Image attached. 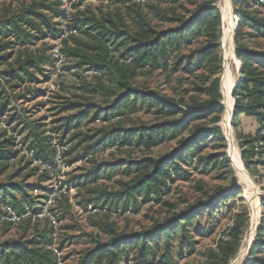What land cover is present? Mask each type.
<instances>
[{
	"label": "rangeland",
	"instance_id": "1",
	"mask_svg": "<svg viewBox=\"0 0 264 264\" xmlns=\"http://www.w3.org/2000/svg\"><path fill=\"white\" fill-rule=\"evenodd\" d=\"M250 1L247 11L258 20L254 26L239 25L244 20L233 13L232 0H144L143 3L131 0L135 5L116 4L115 0H85L80 7L74 9L73 6L71 16L88 10L101 20L102 13L110 10L114 12L120 5L124 26L134 32L139 31L133 20L137 19L138 22V16L154 30L165 31L178 28L179 19L189 18L196 10L203 12L209 7H215L220 14L219 26L216 27L219 30L216 42L218 48L212 56L206 58L210 61L207 67L198 68L194 65L190 67V72H185L183 64L176 66L178 58L194 56L193 52L205 47L207 42L202 35L198 37L193 34L190 45L182 44L179 52L171 54L165 65L159 59L158 63L150 62L149 68H124L121 70L124 72V90L134 89L143 95L136 93L126 96L124 117L113 127L100 120L90 123L95 114L93 111L82 121L80 128H74L65 135L66 144L63 147L58 144L62 129L57 132L52 129L60 127L71 112L59 114L57 107L70 101L81 105L91 102L103 108L108 98L99 93L83 91L79 88L82 84L69 76L54 83L50 67L47 82L30 86V89L43 90V96L29 102L11 99L12 108L31 112L28 121L43 119L41 122L45 124V136L51 137L56 147L54 161L60 155L61 165L55 163L52 180H49L48 174H44L45 179L41 177L43 172L40 173L34 163L25 157L24 150L28 149V145L19 140L17 132H12L15 123L10 126L6 123L10 112L0 117L1 131L5 130L7 136H13L16 144L12 149L16 152L12 160L0 166V186L9 189L6 198L0 193V243L10 240L36 241L34 248L42 247L45 251L52 247L57 250L55 253L51 249L56 255L57 264H95V249L99 244L107 245L111 242L116 246L115 254L109 258L103 253L100 264L112 261L111 264H224L220 254L217 259L207 260L206 257L218 249L225 232L240 214L245 215L242 219L245 226L236 253L227 264H232L245 246L246 250L236 264H246L248 259L264 257V152L255 151L253 161L256 163L249 162L251 160L247 163L241 157L240 147V140L256 137L257 123L250 117L235 118L230 112L228 123L224 124L226 105L223 79L227 75L231 79L237 78L238 83L241 78L240 61L234 42L236 29L240 30V38L251 51L264 53V5L255 7ZM26 2L28 0H0L1 5L12 4L13 8ZM255 27L258 32L251 33V28ZM249 33L251 36H248ZM54 41L48 39L42 43L51 49ZM41 45L37 44L36 49L40 50ZM130 46L129 42L123 44L124 50ZM67 62L69 66L73 65L69 59ZM217 67L220 103L223 102L224 106L216 126L221 129L223 138L219 140L208 133L214 126L212 119L215 113L204 119L192 120L186 130L181 132L177 128H170L168 123L179 118V114H169L170 110L163 107L159 98L173 101L188 113L206 111L208 108L202 106L208 101L205 89ZM91 82L110 85L106 76ZM15 93H22V90ZM231 98L233 105L234 98ZM39 102L42 105L32 110ZM195 105V110L187 108ZM114 128H122L124 133L119 132L112 142L120 141L124 145L120 147L118 143L108 141L107 145H112L87 157L90 160L86 157L78 158L86 147L98 139L97 131L108 133ZM193 136V141L188 143ZM262 136L264 138V133ZM71 137L76 138L67 142ZM79 141L83 142L79 144ZM73 147L76 150L65 154L63 158L62 154ZM233 149L239 157L241 173L232 158ZM151 160L166 161L157 173L156 184L137 186L135 178L149 171V168L143 169V163ZM93 169H97V172L90 175ZM52 185L61 191L60 199L50 209L58 223L55 238L49 233L48 219L32 221L24 218L17 224H9L1 218L4 206H11L6 204L12 200L11 197L16 198L18 204L24 201L31 203L26 204L24 210L38 209ZM183 216L188 217L186 221L181 220ZM174 221L169 229V246L166 245L162 231L154 237L147 234L154 226ZM181 224H184V228ZM254 224L247 246V235ZM260 224L263 234L258 237L257 228ZM143 233L142 238L147 241V247L144 257L140 258L138 247L131 241L137 238L131 237ZM49 238L50 242L46 244ZM255 245L261 247L256 252L253 250ZM3 261L4 257L0 256V264Z\"/></svg>",
	"mask_w": 264,
	"mask_h": 264
},
{
	"label": "trees",
	"instance_id": "2",
	"mask_svg": "<svg viewBox=\"0 0 264 264\" xmlns=\"http://www.w3.org/2000/svg\"><path fill=\"white\" fill-rule=\"evenodd\" d=\"M77 1L78 3L73 5L74 9L80 7L85 0ZM252 2L255 7L264 5V0H252ZM115 3L135 5L131 0H115ZM250 3V0H232L233 13L244 20L239 25L254 26L258 24V20L247 11L250 8ZM12 6V4H0V117L6 116L10 112L7 115L9 117L6 123L9 126L15 123L12 127V132H17L18 135L22 136V143H26L28 145L27 148L34 151L35 158H39L44 163L54 166L56 147L51 142V137L45 136V124L41 122L43 119L28 121V114L31 112L12 108L10 102L11 99L29 102L44 94L43 90L30 89V86L47 82L50 78L49 70L52 67V59L49 55L50 49L42 42L48 39L56 40L60 37L62 31L58 20L62 17L63 12L60 9L59 0H28V2L22 3L19 7L13 8ZM219 17V10L215 7H209L203 12L196 10L185 20L179 19L180 26L176 29L156 31L149 24H146L143 18L138 16V22L136 21L137 19L133 20L138 25L139 31L134 32L124 26V15L120 5L114 12L110 10L107 13H102L101 20L88 10L73 14L69 28L74 33L62 41V51L69 59V62H72L73 65L70 66L91 68L100 72L98 77L91 79L79 78L78 84H82L79 88L90 94L99 93L108 98L109 101L103 108H98L91 102L81 105L79 102L70 101L64 102L57 107L59 114L71 112V115L64 119L65 122L60 127L52 129L53 132L60 131V128L62 129L61 136L58 137V144L63 147L66 144L65 135L74 128H80L82 121L87 119L88 115L93 111L95 114L89 121L90 123L100 120L110 127L119 123L121 118L124 117V99L126 96L128 94L136 95V93L143 95V93L134 89L124 90V72L121 71L124 68L131 66L134 68H149L150 62L158 63L159 59L165 65L168 63V57L171 54H177L182 44L190 45L193 34L198 37L202 35L206 38V46L194 51V56L178 58L176 66L183 64L185 72H190V67L194 65L198 68L207 67L210 61H207L206 58L212 56L218 48L216 42L219 30H216V27L219 26ZM236 30L234 42L237 46V58L240 61L239 71L241 78L232 91L234 98L233 116L235 118L240 116L250 117L257 123L256 137L240 140L242 159L247 163L249 160H251L249 162L256 163V161H253L256 153L255 149L259 147V150L262 149V151L258 152H264V138L261 134L264 131V53L251 51L240 38V30ZM250 32H258V29L256 27L251 28ZM251 33L248 36H251ZM124 42H129L131 46L124 50ZM39 43L42 44L40 50L36 49ZM129 59L130 62L126 63L125 61ZM120 60H124V62ZM115 69L117 70L115 71ZM218 74L219 67L215 69V73L207 81L205 90L208 95V101L202 105L208 108L206 111L188 113L185 110H181L179 105L173 101L163 97L159 98L163 107L170 110L169 114H179V118L168 123L170 128H177L181 132L186 130L192 120L204 119L215 113L216 115L212 119L214 126L208 130V133L219 140L223 138L221 129L216 126L223 112V105L220 104L221 92ZM103 76L107 77L111 86L102 85L100 82L96 84L91 82L93 79L96 81ZM21 90L22 93H15ZM41 105L42 103H37L32 110ZM187 108L195 110L197 105L188 106ZM196 131L199 132L200 129L197 128ZM119 132L123 134L124 129L114 128L108 133L97 131L96 136H98V139L90 147H86L81 157L78 158H87L93 156L99 150L106 149V147L112 145H107L108 141L110 143H118V146L121 147L124 143L120 141L112 142ZM194 136L190 137L188 143L193 141ZM75 138L71 137L67 142L73 141ZM261 140L263 142L260 145ZM81 143L79 141V144ZM15 146L14 137L7 136L6 131H1L0 129V166L12 160L16 153L12 151ZM73 150L75 151L76 147L63 153L62 157L64 158L65 154L72 153ZM167 161H170V159H167ZM72 162L69 161L68 163ZM148 162L143 163V169L147 170L149 168V171L141 173L139 177L135 178L137 186L149 187L150 184H156L157 173L160 172L166 161L151 160ZM96 172L97 169H93L89 174ZM41 177L46 178L44 174ZM233 181L235 180L233 179ZM8 190L0 186V193L5 198L8 195ZM11 198L12 200L6 204H10L18 213L25 212L23 207L26 204L31 205L28 201L19 202L18 204L16 198ZM33 210L36 211V209ZM244 216L240 214L236 216L231 227L228 228L220 240L218 249L208 253L207 260L217 259L218 254H220L222 255L221 260L223 263L227 264L235 255L245 226L242 221L245 218ZM187 218V216H183L181 220L186 221ZM175 222L154 226L147 234L154 237L157 236L158 232L162 231L166 245L169 246L171 235L169 229L172 228L170 226ZM48 224L49 233L52 235V227L49 221ZM181 227L184 228V224H181ZM261 232L262 225L260 224L257 228L258 237L262 236L263 233ZM143 236L144 233L139 234L138 237H131L137 238L131 239V241L134 242L135 247H138L140 258L144 257L147 247V241L142 238ZM139 240L140 242L136 243ZM35 242L10 240L0 243V256L4 257V261L1 264H57L56 255L53 251L51 249H45L44 251L42 247L34 248L36 246ZM49 242L50 238L49 240L47 239L46 244ZM46 244L44 245L45 248ZM98 246L93 252L95 264H100L103 253L109 258L114 256L116 246L113 242L107 245L99 244ZM259 246L255 245L253 247L254 252L261 248ZM8 252H12V254ZM246 264H264V257L255 258V260L248 259Z\"/></svg>",
	"mask_w": 264,
	"mask_h": 264
},
{
	"label": "built area",
	"instance_id": "3",
	"mask_svg": "<svg viewBox=\"0 0 264 264\" xmlns=\"http://www.w3.org/2000/svg\"><path fill=\"white\" fill-rule=\"evenodd\" d=\"M137 3H143L144 0H133ZM60 9L63 12L62 17L58 20L60 23L61 35L54 41L53 47L50 49V57L52 59L51 71L53 74V82L56 83L62 77L69 76L73 81H78L79 78L91 79L93 77L100 76V72L91 69V68H78L69 66L67 62V57L62 51L61 43L64 39H67L69 35L73 34V30L69 28L71 11L75 0H59ZM124 62V60H120ZM126 63L130 62V59L125 61ZM264 131L261 132L263 135ZM261 145V144H260ZM256 152L259 151V147L255 149ZM25 157L34 163V165L39 169V172L49 175V180H52L53 173L55 171L54 166L44 163L41 159L34 157V151L31 149L24 150ZM61 158L60 155L56 156L55 163L60 164ZM61 197V191L57 188L56 185H52L47 193L44 201L40 204L39 208L35 210L25 209L24 213H18L11 206H4L2 219L10 222L12 224L19 223L24 218H29L32 221H41L43 219H48L52 227V237H56L58 231V223L55 217L51 215L50 209L54 203L59 200ZM49 249H53L49 247ZM57 253L56 249H53Z\"/></svg>",
	"mask_w": 264,
	"mask_h": 264
},
{
	"label": "bare ground",
	"instance_id": "4",
	"mask_svg": "<svg viewBox=\"0 0 264 264\" xmlns=\"http://www.w3.org/2000/svg\"><path fill=\"white\" fill-rule=\"evenodd\" d=\"M228 10L230 9V6L228 5ZM226 38V37H225ZM229 39V38H228ZM230 40V39H229ZM235 51V50H234ZM232 54V52L230 53ZM236 68V66H235ZM227 71V70H226ZM225 71V72H226ZM237 83V78H230L229 76L225 75V78L223 79V87H224V102L226 105V112H225V121L224 124L226 125L228 123L229 120V114H230V110L232 109V87L233 85H235ZM232 158L234 160V162L239 166L240 161H239V157L237 155V152L235 151V149H233L232 151ZM240 173L242 172L241 167L239 166L237 169ZM258 207V206H257ZM257 213V212H256ZM257 217V216H256ZM255 228V224L249 229L248 235H247V240H246V244L248 246L249 241L251 239V235L253 233V229ZM246 250V246L242 247V249L239 251L237 257L235 258L234 262L232 264H236L238 262V260L243 256L244 252Z\"/></svg>",
	"mask_w": 264,
	"mask_h": 264
},
{
	"label": "water",
	"instance_id": "5",
	"mask_svg": "<svg viewBox=\"0 0 264 264\" xmlns=\"http://www.w3.org/2000/svg\"><path fill=\"white\" fill-rule=\"evenodd\" d=\"M233 88H234V87H233ZM220 104H222V105L224 106V103H223V102H221ZM233 111H234V103H233V105H232L231 116H233Z\"/></svg>",
	"mask_w": 264,
	"mask_h": 264
},
{
	"label": "crops",
	"instance_id": "6",
	"mask_svg": "<svg viewBox=\"0 0 264 264\" xmlns=\"http://www.w3.org/2000/svg\"><path fill=\"white\" fill-rule=\"evenodd\" d=\"M43 96V95H42ZM19 136V140H22L21 138H22V136L21 135H18Z\"/></svg>",
	"mask_w": 264,
	"mask_h": 264
}]
</instances>
